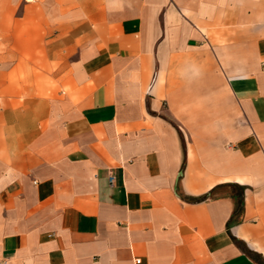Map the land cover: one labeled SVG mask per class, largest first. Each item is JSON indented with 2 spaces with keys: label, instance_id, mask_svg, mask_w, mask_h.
I'll return each mask as SVG.
<instances>
[{
  "label": "crops",
  "instance_id": "crops-1",
  "mask_svg": "<svg viewBox=\"0 0 264 264\" xmlns=\"http://www.w3.org/2000/svg\"><path fill=\"white\" fill-rule=\"evenodd\" d=\"M0 264H264V0H0Z\"/></svg>",
  "mask_w": 264,
  "mask_h": 264
},
{
  "label": "built area",
  "instance_id": "built-area-1",
  "mask_svg": "<svg viewBox=\"0 0 264 264\" xmlns=\"http://www.w3.org/2000/svg\"><path fill=\"white\" fill-rule=\"evenodd\" d=\"M112 180H113V178H112V177H110V182H112Z\"/></svg>",
  "mask_w": 264,
  "mask_h": 264
}]
</instances>
